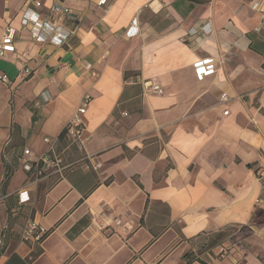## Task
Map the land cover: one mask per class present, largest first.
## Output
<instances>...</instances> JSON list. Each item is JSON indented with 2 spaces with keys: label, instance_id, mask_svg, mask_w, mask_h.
<instances>
[{
  "label": "crops",
  "instance_id": "0c3cea01",
  "mask_svg": "<svg viewBox=\"0 0 264 264\" xmlns=\"http://www.w3.org/2000/svg\"><path fill=\"white\" fill-rule=\"evenodd\" d=\"M101 1L0 0V39L17 30L15 51L0 57L10 79L0 80V264L31 258L35 244L8 229L28 217L51 230L31 264H264V0L260 10L250 0ZM26 12L71 32L68 43L35 40ZM205 22L210 33H190ZM204 59L216 71L200 79ZM86 94L83 144L66 155L89 156L86 167L43 169L59 176L38 195L23 151L58 148ZM24 189L31 201L20 204ZM226 226L238 227L227 256L199 243Z\"/></svg>",
  "mask_w": 264,
  "mask_h": 264
},
{
  "label": "built area",
  "instance_id": "2783aa9c",
  "mask_svg": "<svg viewBox=\"0 0 264 264\" xmlns=\"http://www.w3.org/2000/svg\"><path fill=\"white\" fill-rule=\"evenodd\" d=\"M107 0H102L101 3L105 4ZM252 8L254 10H260L261 9V3L262 0H250ZM56 9L58 12L62 14H67L70 12L68 8H62L61 6H56ZM28 26H31L30 32L32 37L39 41L44 42L47 41L50 38V35L52 37V41L56 45H64L68 43L69 38L71 36V32L66 31L61 26H48L42 20L40 19L39 15L31 14L30 12H26L22 19V27L25 29ZM212 30L210 22L202 23L199 28H191L190 33L196 34L199 31L210 33ZM255 31L257 33L264 32V13H262V20L260 24L255 28ZM127 35L129 36H135L139 33L138 29V22L135 20L129 29L127 30ZM17 35V30L14 27L7 26L2 38L0 39V57H4L6 54L10 52L15 51V38ZM27 60L22 59L23 67L22 71L29 75L31 73V68L27 66ZM88 68H91V65L88 66ZM195 69L197 72V75L200 79L212 75L215 73L216 68L214 61L212 59H204L196 62ZM96 75V73H94ZM0 80L4 83H10L9 77L4 74L0 73ZM152 89L155 92H162V89L159 85L152 86ZM230 98L227 94H223L221 96L222 102L229 101ZM91 101V96L86 94L84 95L82 102L80 106L77 108L76 114L74 117L68 122L66 125V132H67V138L72 140L74 143H76L78 146L81 147L83 144V135H84V115L87 112L88 104ZM225 114L229 113V110H225ZM45 142L49 143L50 139L45 138ZM8 142L5 144V146L2 149V154L4 158L7 160V146ZM90 158L89 156H86V159ZM21 163L27 172H33L34 173V180H37L38 177L43 173L44 170L54 169L58 173H63V170L70 165L65 164L64 157L61 155L57 147H54V145L51 146L49 152L42 154L38 157H34V154L31 149H24L23 155L21 156ZM99 166H94V169H97ZM19 202L20 204L29 203L31 201V197L29 195V191L27 189H24L19 192ZM115 222L118 224L120 223V220L115 219ZM106 226V225H105ZM104 226V227H105ZM14 229L12 227H9V231L12 232ZM46 229L42 226H40L36 221H34L31 217H28L22 226H20L19 230V237L20 240L23 242H29V243H37L41 240V237L45 234Z\"/></svg>",
  "mask_w": 264,
  "mask_h": 264
},
{
  "label": "rangeland",
  "instance_id": "374dc122",
  "mask_svg": "<svg viewBox=\"0 0 264 264\" xmlns=\"http://www.w3.org/2000/svg\"><path fill=\"white\" fill-rule=\"evenodd\" d=\"M235 6L237 7L236 9H239L240 11L242 10V14L244 15L245 12H247V10H249V8L247 6H245L244 4H241L239 2L235 3ZM231 8L233 9L234 6L232 5ZM257 33V32H256ZM257 34H262L264 35V32L262 33H257ZM260 36V35H259ZM250 37H254L253 34H250ZM262 46L264 47V43L262 44ZM260 89H262V87H260ZM252 123L253 124H256V121L252 118L251 119ZM11 140H8L6 141V143H10ZM5 143V144H6ZM4 144V146H5ZM3 146V147H4ZM80 147V146H78ZM262 153V155H264V152H260ZM67 154V153H66ZM69 160H67V162L69 163H73V165H71L70 167H68L65 171H63V173H59L60 175L63 174V176H67L69 175L71 172H74L75 170L77 169H80V167L82 166H85L84 163L86 162V160H80V161H76L75 160V157L74 155H71L69 154ZM7 160L4 158L2 152H1V157H2V160L4 161V163L6 165H11L10 166V172H12L14 170V168L12 167L13 166V163L12 161L10 160V157L8 155V152H7ZM66 158V157H65ZM66 161V160H65ZM87 165V164H86ZM86 167V166H85ZM89 167L91 170L92 169V166L91 164H89ZM59 174H56V175H51L50 177L52 178H49L48 180L47 179H43L42 175L39 176V178L37 180H34V185L36 186V189H37V193L38 195L42 194V192L48 187V185L52 184L53 182L56 181V179H58V176ZM24 178V175L23 173L19 174L18 177H17V182L19 180L22 181V179ZM45 180V181H44ZM258 204L263 207L262 210L264 212V202H261L258 200ZM260 222H261V228L264 230V214L263 216L260 218ZM22 226V225H21ZM12 228L14 229L12 232L17 233V235L19 236V230H20V227H17V226H12ZM9 229V228H8ZM238 231V227H235V226H231V227H228L227 229H225V237H221L219 236L218 233H215V234H210V235H204V238H200L199 240V243L200 244H203L206 245V247L211 251L212 254H215L217 256H227L230 252V242H231V237L232 235L234 234V232ZM260 234H262L260 231H259ZM229 235V236H228ZM221 241V244L222 247H224L225 249L224 250H221V251H218V253L216 251H213L214 248L218 247V245L216 244L217 242ZM2 248V244L0 243V249ZM208 258L210 259V257L208 256Z\"/></svg>",
  "mask_w": 264,
  "mask_h": 264
},
{
  "label": "trees",
  "instance_id": "16d2710c",
  "mask_svg": "<svg viewBox=\"0 0 264 264\" xmlns=\"http://www.w3.org/2000/svg\"><path fill=\"white\" fill-rule=\"evenodd\" d=\"M9 146H10V143L8 144L7 149H8ZM77 149H78V145L76 143H74L72 140H70L69 138H67V132H66V127H65L64 130L59 135V144H58V150H59V152L64 157V160H66V158H65L66 155H67L66 153L74 152ZM78 154H80V153H78ZM80 160H86V157L85 158L76 159V161H80ZM65 164L70 165V166L73 165L72 162L69 163V162H67V160L65 161ZM67 168H65L63 171H65ZM259 177L261 178V175H259ZM135 179H136L137 183L140 186H142L141 182L137 178H135ZM262 182L264 184V179H262ZM228 227H230V226H226L224 229H221V230H219L217 232H211L210 234L218 233L219 236L225 237V229H227ZM50 231L51 230H46L45 234L41 237V240L39 242H37V243H34L36 247L34 248L33 252L30 254L31 258H22L18 254L13 253L11 255V257L9 258V260L5 264H31L32 261L34 259H36L42 253V248L39 245L41 244V242L43 241V239L50 233ZM210 234H208V235H210ZM216 244L217 245H220L221 244V241L217 242ZM187 264H189V262Z\"/></svg>",
  "mask_w": 264,
  "mask_h": 264
}]
</instances>
